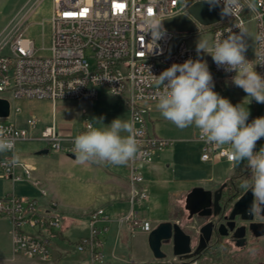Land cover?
<instances>
[{
  "label": "built area",
  "instance_id": "obj_1",
  "mask_svg": "<svg viewBox=\"0 0 264 264\" xmlns=\"http://www.w3.org/2000/svg\"><path fill=\"white\" fill-rule=\"evenodd\" d=\"M197 0H52L51 35L48 47L37 48L33 39L26 36V29L17 28L0 32V98L49 100L55 109L59 100L93 101L105 89L109 94L122 98L134 123L140 152L129 161V208L124 214L107 213L97 208L89 214V232L76 241L77 251H88L93 259L103 253L104 236L114 222L125 226L131 235L147 227L144 207L150 200L144 188L145 178L138 163H151L157 154L175 145L176 140L160 137L149 129L148 105L157 103L154 98L162 89L154 76L173 63L182 64L189 58L196 60V48L188 44L192 35L211 27V48L218 34L226 38L228 30L239 33L237 26L253 28V50L249 38L246 59L255 64V70L264 76V64L255 52L260 48L255 37L264 34V0H240L242 9L235 15L222 16L221 21L205 26L197 22V31L176 33L163 27V21L181 14H188L189 7ZM223 8V0L219 4ZM251 5V7L249 6ZM161 22L164 35L154 41L148 32L149 22ZM249 34V32H248ZM47 51V54L43 53ZM93 61V62H91ZM214 85L219 78H231L235 72H225L212 60L208 64ZM215 91V86L214 89ZM20 108L16 107L15 112ZM0 118V128L15 140V153L20 143L35 142L51 153L74 154V138L87 131L91 121L84 123L82 132L62 135L55 120L41 127L38 119H26L24 126ZM254 117H249L250 123ZM195 141L199 143L200 160L212 164L228 163V145L205 142L200 131ZM59 145L57 148L56 145ZM264 138L257 142L259 151ZM12 152L0 154L1 177L12 181H29L36 188L42 182L34 176V167L18 159L15 166L6 163ZM18 157V156H17ZM20 169V171H18ZM251 177L244 164L235 170ZM233 175V176H234ZM0 216L12 222L11 237L14 256L27 260L46 261L50 258L56 234L62 231L61 218L55 204L45 208L36 197L8 193L0 197ZM168 264H198L192 260Z\"/></svg>",
  "mask_w": 264,
  "mask_h": 264
},
{
  "label": "clouds",
  "instance_id": "obj_2",
  "mask_svg": "<svg viewBox=\"0 0 264 264\" xmlns=\"http://www.w3.org/2000/svg\"><path fill=\"white\" fill-rule=\"evenodd\" d=\"M215 7L221 0H205ZM251 7V5H249ZM242 9L240 0H223L222 16L235 15ZM148 32L156 41L164 35L161 22L151 21ZM239 33L228 30L221 39L218 34L214 45L209 48L206 40H198L197 56L211 55L213 62L225 72H235L231 83L241 88L250 98L264 104V76L255 70V64L246 59L248 50L247 29L237 26ZM255 41L260 48L255 52L264 64V34H258ZM162 89L155 99L156 108L162 117L178 129L195 126L207 143L230 147L229 157L236 165L246 161L250 170V183L243 187L252 192L253 203L248 211L254 214L264 211V146L254 151L257 142L264 138V116L248 122L250 112L242 104L233 105L229 99L215 92L213 76L206 61L189 58L182 64L173 63L169 68L154 76ZM103 118L97 121L102 123ZM8 130L0 128V153L12 152L6 163L15 166L18 157L15 153V140L6 135ZM127 133V135H122ZM134 123L114 119L109 126L100 128L91 124L88 130L74 138L73 152L79 163L126 165L140 152ZM58 148L59 145L57 144Z\"/></svg>",
  "mask_w": 264,
  "mask_h": 264
},
{
  "label": "rangeland",
  "instance_id": "obj_3",
  "mask_svg": "<svg viewBox=\"0 0 264 264\" xmlns=\"http://www.w3.org/2000/svg\"><path fill=\"white\" fill-rule=\"evenodd\" d=\"M51 14H52V0H0V32L7 31L10 32L17 28L26 29V36L30 37L34 40L37 48H42L43 46L48 47L50 43V35H51ZM211 27H207L204 30L200 31L198 35H192L188 39V44L193 48H196V44L198 40H206L208 42V46L211 45ZM249 32V45L250 52L252 55L253 50V28L252 25L248 27ZM43 53L47 54V51ZM198 59H202L209 64L210 55L207 53H201L200 56H197ZM93 62V61H91ZM209 67V66H208ZM215 92L220 94L222 97H225L230 100L233 105L242 104L245 108H248L250 112L249 117H261L264 116V104L257 103L255 100H252L250 103V98L246 97V93L239 87L235 86L231 83V78H219L215 84ZM11 111L10 116L5 118L4 121H12L18 126H24L26 119L30 117H34L38 119L39 125L43 127V125H48L55 120L58 130L62 135H76L82 132V128L84 123L91 121L94 124V127H106L111 124V122L120 118L123 121H129V113L127 108L124 105V101L122 98L115 97L109 94L105 89H102L100 92V97L97 100L93 101H78V100H59L56 103L55 109L52 106V102L49 100H14L10 99ZM19 107L20 111L15 112V108ZM151 115V120H150ZM103 118L102 123L99 121ZM148 123L149 128L160 137H183V138H192L196 136L199 129L195 128V126H190L186 129H178L174 124L165 120L161 113L157 110L156 106L154 109L148 110ZM64 129V130H63ZM68 133H63V132ZM122 135H127V133H122ZM176 144V143H175ZM40 145L35 142H24L20 143L17 147L18 151L23 150L28 154L29 157L34 159H38L39 156L35 155V150H33L36 146ZM181 146V145H180ZM175 145L172 147L171 152L166 156L168 159H180V155H182L181 147ZM264 146L262 144L260 147ZM184 148L189 151L190 157L189 159H185L179 164H174L170 169H166L163 167V161L159 160L153 164L146 163H138L141 172L143 170H147V177L152 179V189L150 190L154 195L160 193L161 189H166L172 187V182H170V178L172 177H181L187 180L192 181L193 184H206L210 178H219L225 177L229 173V168L224 170V167L218 169H208L203 165L198 163L197 156V148L199 147V143L196 141H188L184 143ZM260 149V148H259ZM19 153V152H17ZM60 154L64 153H51L49 155L52 156L51 159L57 158ZM18 156V155H17ZM180 161V160H179ZM162 167V168H161ZM229 167V166H228ZM51 170V168H50ZM52 170H55L52 169ZM57 170V169H56ZM1 172V171H0ZM2 174V173H1ZM4 178V177H3ZM6 180H10L4 178ZM12 181V180H11ZM60 191H62V185L64 183L63 179L56 180ZM62 181V183H61ZM27 182L31 185V187L37 192V196L29 195L31 197H36L39 199L41 205L45 208H51L52 204H55L56 212L59 214L61 218V226L64 228V225L68 219L64 212L61 211L58 202L51 196L50 192L47 188L42 184L39 188H36L29 181ZM19 181H12L13 184L22 183ZM162 184H161V183ZM6 187V182L0 181V197L4 192L2 186ZM154 207L149 208V218L152 222H155L157 218L167 217L168 206L166 200L158 199L157 197L152 200ZM106 210L107 213H116V214H124L120 212H109L107 208L102 207ZM154 213H153V212ZM89 213L84 215V218L87 220L88 226L82 224L81 228L84 230H89ZM185 217V216H184ZM83 218V217H82ZM174 216H168L165 218L166 220L160 221H171L174 219ZM8 221V222H7ZM8 223L10 225V237H11V229L12 222L5 216H0V264H29L28 261H38V264H67L61 261L58 258L51 256L46 261L39 260H27L21 257L14 256L13 254V244L11 237V246L9 242V234H8ZM83 223V222H82ZM159 223H156L155 227ZM154 227V228H155ZM153 228V229H154ZM152 229V230H153ZM59 237V233L56 234V237ZM139 237H134L132 240L135 243L134 249L132 253L126 254V258L135 260L136 263L141 262L143 260L145 251L139 241ZM104 248V246H103ZM163 252L167 254V258L159 260L154 257L147 261L145 264H168L173 262L172 250L169 247L168 243H164L162 246ZM85 254L86 258L82 260L79 264H105L104 255H102L98 259H93L92 255L88 251H77L76 246L71 247L69 250V259L70 260H79L81 256ZM67 260V259H66ZM195 263V261H192ZM76 264V263H70ZM119 264V263H118ZM213 264H218L214 262Z\"/></svg>",
  "mask_w": 264,
  "mask_h": 264
},
{
  "label": "crops",
  "instance_id": "obj_4",
  "mask_svg": "<svg viewBox=\"0 0 264 264\" xmlns=\"http://www.w3.org/2000/svg\"><path fill=\"white\" fill-rule=\"evenodd\" d=\"M155 106L156 103L148 105L149 110H153ZM63 133L68 132L65 131ZM195 137L196 136L190 139L183 137H172L176 140L175 147L180 145L182 146H180V149L182 151V155H180L179 159L180 161L177 159H168L166 157L171 152V147L159 152L153 162L146 164H153L155 162H158L159 160H162L164 164L163 167L166 169H170L174 164H179L183 160L189 159V151L184 148L183 145L188 141H195ZM41 149L42 146H36L33 149L35 150V155ZM17 152H19L17 153L19 160L27 162L34 167V176L42 182L45 188L48 189L51 196L58 202L61 211L64 212V215H66V217H68L64 228L59 232V237L57 236L54 240L52 256L58 258L61 261L60 263H62V260H65L64 262H66L67 264L73 262L79 264L84 258H86L87 255L83 254L79 260H70L68 255L70 248H75L76 241L79 238L87 235L88 233V229L83 231V229L81 228L82 224L88 226L87 220L84 218V215H86L90 211L102 207L107 208L109 212L120 213L126 212L129 208V162L126 165L121 166H115L107 163L104 165H99L91 162L79 163L77 159H73L70 154H60L55 159H51L52 156L48 154L41 155L38 159H34L32 157H29L28 154H25L26 152L23 150L18 151L17 149ZM199 155L200 148L198 147V163H200V165H203L205 168H208L210 170L218 169L221 167H224V170L229 168V173L227 176L219 177L216 179L210 178L208 180V183L206 184H209L213 181L219 182L225 180L233 176L235 170L240 169V167L246 164V161L239 165H236L235 163L234 165L228 163H204L200 160ZM54 168L55 170H52ZM18 171H20V169H18ZM142 174L145 178V183L143 186L150 195V200L148 203H146L143 209L145 218L147 220V227L139 229L134 233V235H131L125 226H121L117 222L110 224L109 230L105 233V236L103 238V255L105 264H145L147 261H150L153 258V254L148 245L149 232L155 227L156 223L166 220L165 218H167L168 216L172 215L178 218L179 214L181 215L184 208L186 193L189 191V189H191L192 186L198 185L193 184L192 181L181 177H172L170 178V182H172L173 186L170 188L161 189L160 193H156L154 195L150 191L153 188L152 179L146 176L148 174L147 170H143ZM58 179L64 180L62 191L59 190V188L61 187L56 181ZM1 180L3 182H6V187L5 185L2 186V189H4L2 196L11 192H14L16 194L37 196V192L27 182L13 184L11 180H6L1 177L0 172V181ZM156 197L161 200H166L168 213L167 217L157 218L155 222H152L149 218V208L152 206L154 207L152 200ZM181 217L182 216H180L179 218ZM181 221L183 224H185V219L182 218ZM8 234L11 246L9 223ZM135 236L140 238L139 241L141 242V245L145 251L144 258L139 263H136L135 260L126 258V254H128L129 252H133L135 243L132 239ZM263 249L264 248L262 247L252 249L237 248L233 249V251L227 254V256L229 255L230 257H234L241 264H246L249 262H251L249 264H255L256 262L264 260L260 259ZM227 256L226 254L223 255V257ZM28 262L29 264H38V261Z\"/></svg>",
  "mask_w": 264,
  "mask_h": 264
},
{
  "label": "flooded vegetation",
  "instance_id": "obj_5",
  "mask_svg": "<svg viewBox=\"0 0 264 264\" xmlns=\"http://www.w3.org/2000/svg\"><path fill=\"white\" fill-rule=\"evenodd\" d=\"M246 182L250 183L249 179L246 177L231 176L219 182L213 181L209 184L194 185L186 193L184 208L181 215L179 214V217H182H175L171 221L173 223H178L191 237L192 253L196 251L201 243V228L207 223L214 224L211 238L209 242L206 243V247L187 261H196L198 264H213L214 262L218 264H241L234 257L227 256V254L237 248H264V211H257L254 213V220L252 223H255L257 226L253 228L249 227L250 223L241 221L239 217L235 219L236 227H246L243 238H234L233 232H229L226 236L220 233L221 231H227L226 225L228 217L231 214L232 206L247 190V188L243 187ZM195 187L211 191L213 194L221 189V191L218 192V194H220V197H218L219 208L217 209L214 206V195H212V204L210 206H202L205 200L200 198L199 195L188 196ZM216 210L218 214L214 216L213 213ZM182 218L185 219V224L182 223ZM239 233H242V231L240 230ZM169 247L172 250L171 243ZM225 254L227 257H223ZM172 257L174 258L173 255ZM176 259L177 262L182 261V259L178 257ZM260 259H264V249ZM255 264H264V260L256 262Z\"/></svg>",
  "mask_w": 264,
  "mask_h": 264
},
{
  "label": "water",
  "instance_id": "obj_6",
  "mask_svg": "<svg viewBox=\"0 0 264 264\" xmlns=\"http://www.w3.org/2000/svg\"><path fill=\"white\" fill-rule=\"evenodd\" d=\"M222 7L217 5L210 7L205 0L195 1L188 9V14H181L172 18L165 19L163 21V27L169 31L176 33H192L197 31L196 23L194 20L202 25L210 26L218 23L222 19ZM194 19V20H193ZM11 104L6 98H0V118H8L10 116ZM48 149H41L36 155H48ZM73 159H76L74 154L70 155ZM221 191V189L219 190ZM218 191V192H219ZM211 191L204 190L200 187H195L188 195H199L204 201L202 206H210L212 204L211 198L214 195V206L218 209V197L220 194ZM253 203V195L250 190H246L245 193L234 203L232 206L231 214L228 217L227 231L222 232L221 235L226 236L229 232H233L234 238H243L245 228L244 226L236 227L235 219H239L243 222L250 223L249 227L253 228L257 226L252 223L254 220V214H250L248 209ZM217 210L213 213L216 216ZM213 223H207L201 228L202 239L199 247L194 253H192L191 237L182 229L178 223L172 221L161 222L148 235V245L155 259H165L167 254L163 252L162 246L164 243L172 244V255L182 260H189L194 255L198 254L203 248L206 247V243L209 242L212 234ZM242 233H239V231Z\"/></svg>",
  "mask_w": 264,
  "mask_h": 264
},
{
  "label": "trees",
  "instance_id": "obj_7",
  "mask_svg": "<svg viewBox=\"0 0 264 264\" xmlns=\"http://www.w3.org/2000/svg\"><path fill=\"white\" fill-rule=\"evenodd\" d=\"M234 176H242V177H246V178H248L247 176H243L241 173H237V174H235Z\"/></svg>",
  "mask_w": 264,
  "mask_h": 264
}]
</instances>
